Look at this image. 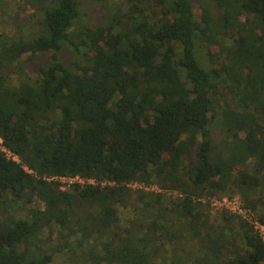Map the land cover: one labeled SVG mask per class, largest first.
Instances as JSON below:
<instances>
[{
  "label": "trees",
  "instance_id": "1",
  "mask_svg": "<svg viewBox=\"0 0 264 264\" xmlns=\"http://www.w3.org/2000/svg\"><path fill=\"white\" fill-rule=\"evenodd\" d=\"M33 1L34 29L0 31V264H264L208 206L236 193L264 225V0H101L82 28L75 0ZM75 175L96 184L52 178Z\"/></svg>",
  "mask_w": 264,
  "mask_h": 264
},
{
  "label": "rangeland",
  "instance_id": "2",
  "mask_svg": "<svg viewBox=\"0 0 264 264\" xmlns=\"http://www.w3.org/2000/svg\"><path fill=\"white\" fill-rule=\"evenodd\" d=\"M75 1L78 4V15L74 20L75 28H82L84 26L95 27L100 24H106L109 20L111 11L114 10L113 9L110 11L111 5H118L120 2L122 3V0H111L110 2L111 5L109 3L102 2L101 0H75ZM34 2L35 1L33 0H0V31H4V30L10 31L11 29H13L14 21L18 22L20 26H24L23 27L24 29L28 27L34 29L33 22L38 17V15L33 12L35 9ZM205 4L208 5L209 3L205 1ZM193 7L196 13L200 12L198 0H194ZM153 8L154 10L157 11L164 9L160 3L159 4L154 3ZM196 55L199 61L205 58L204 55L202 54V50L198 48H196ZM60 56L62 59H64V61L72 60V59L79 61L82 60V57L77 56L74 53H70V52L65 53V51L64 52L62 51ZM20 74H21V78L30 80L31 78H33L34 73L29 71H23V72L21 71ZM17 80H19L18 75L16 73L12 74L11 81L15 83L17 82ZM140 185H142V183L141 184L131 183L130 187L140 188ZM147 187L149 188L146 190L162 191V189H160L156 185H149ZM162 192L165 195L166 201H168L169 199H173L174 197L177 196L178 193V191L167 190V189H164ZM223 196H227V195H219L208 198V200L210 201L208 203L209 210L213 216H216L217 212L218 211L221 212V210L219 209V206L217 204L214 205L212 203L214 201H221L220 199ZM228 197H238V199H240L239 195L236 193ZM203 201L206 200L203 199ZM122 211L123 212L121 213L124 214L125 210ZM15 214L16 216H21V217L26 216L23 210H18ZM122 219L124 220V216L122 217ZM50 264H67V261L66 258L64 257H57Z\"/></svg>",
  "mask_w": 264,
  "mask_h": 264
},
{
  "label": "built area",
  "instance_id": "3",
  "mask_svg": "<svg viewBox=\"0 0 264 264\" xmlns=\"http://www.w3.org/2000/svg\"><path fill=\"white\" fill-rule=\"evenodd\" d=\"M1 138H0V148L6 152L7 156L12 157L13 159H17L16 156H13L9 151H7L1 144ZM26 170L27 167H24ZM53 179H58L61 184L62 188L68 187L72 183H79V184H96V181L93 178H83L78 175L75 176H65V177H52ZM103 184V182H102ZM140 187H143L144 189H148L149 187L144 186L143 184L140 185ZM153 189V188H152ZM221 201H214L212 204L218 205L219 209L223 208L229 211L230 213H233L235 215H238L245 221H247L252 227L259 233V235L264 240V225L261 224L255 215L247 208L243 207L242 202L238 197H228L223 196ZM210 201L208 200V203Z\"/></svg>",
  "mask_w": 264,
  "mask_h": 264
}]
</instances>
